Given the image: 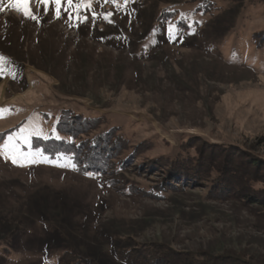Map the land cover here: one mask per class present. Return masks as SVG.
<instances>
[{"label": "rangeland", "instance_id": "rangeland-1", "mask_svg": "<svg viewBox=\"0 0 264 264\" xmlns=\"http://www.w3.org/2000/svg\"><path fill=\"white\" fill-rule=\"evenodd\" d=\"M84 2L0 0V264H264V0ZM97 135L99 170L55 153ZM186 147L190 179L166 166Z\"/></svg>", "mask_w": 264, "mask_h": 264}, {"label": "trees", "instance_id": "trees-1", "mask_svg": "<svg viewBox=\"0 0 264 264\" xmlns=\"http://www.w3.org/2000/svg\"><path fill=\"white\" fill-rule=\"evenodd\" d=\"M100 135L97 136H93V137H86L85 141H83L82 139L78 138V142H73V144L68 147V145H65V148H58L55 153H71L72 154V159H74V163L75 165L77 164L78 169L79 170H83V169H88V171H91L92 169H98L97 167H103L101 165H97L94 163L96 161H92V156L93 153H95V150L93 151V148L95 146H93V144H97L98 141L100 140ZM103 137H107V133L106 135H103ZM76 139V138H75ZM97 140V141H96ZM102 141H107L105 138L102 139ZM87 142V145L86 143ZM111 143V147L115 148L116 146V141L112 140ZM57 144V142L55 143ZM36 146H40L42 147V149L47 152V153H54V151H48L46 149H44L43 145L40 143ZM122 145L119 144L117 146V149H119ZM122 153V152H121ZM195 156H191V152L189 151V149L183 148V149H176L173 151V153L168 157V159H166V166L168 167V170H171V174L172 176L175 174L180 175V177H189L192 178L193 175H197L200 172L197 171L200 162H201V158H200V154L198 152H194ZM180 156V157H179ZM179 166V167H178ZM193 171H195L193 173ZM215 172V173H214ZM223 172V168L222 170H217V168L215 167L213 170V175H211L209 177V183H208V187L209 188V192L211 190H213V186H215L214 184L217 183V191H219L218 189L220 187V184L223 185V181L221 180V177ZM226 183V182H225ZM227 184V183H226ZM223 191V190H222ZM150 195L153 196H162L161 191L157 190H153L151 192H149ZM144 248L142 249V251H140V253L138 252L135 256L131 257L129 256L130 251H125V252H121L119 253L118 257L119 260L124 262L125 264H173L171 262H167L164 258V255L166 256H172L176 259H179V261H184V263H189V264H216L217 261H219L220 258H217L216 255H212L209 253H189L187 251H173L172 249L168 248V247H163L159 244H148L147 246H143ZM142 252V253H141ZM236 262L238 264H258L256 262H252L249 259H244L243 257H238L236 258ZM183 262H181L180 264H182ZM183 263V264H184ZM218 263V262H217ZM63 264H93V262L90 259L87 258H82L76 254H74L71 251H65L63 253Z\"/></svg>", "mask_w": 264, "mask_h": 264}, {"label": "snow or ice", "instance_id": "snow-or-ice-1", "mask_svg": "<svg viewBox=\"0 0 264 264\" xmlns=\"http://www.w3.org/2000/svg\"><path fill=\"white\" fill-rule=\"evenodd\" d=\"M39 2H42L44 4H50V3H55L57 5V15H59V8L64 2V0H39ZM69 6H73L74 0H66ZM110 2L115 3L116 0H110ZM12 7L18 11H21L23 15H25L28 18L35 19L36 16L33 14L29 0H11ZM81 3L84 4L86 7H90V3H85L84 0H81ZM77 11L79 10V5L76 6ZM0 59H3L0 57ZM4 109H0V114H2ZM11 139V138H10ZM17 161L13 159V163H16Z\"/></svg>", "mask_w": 264, "mask_h": 264}]
</instances>
